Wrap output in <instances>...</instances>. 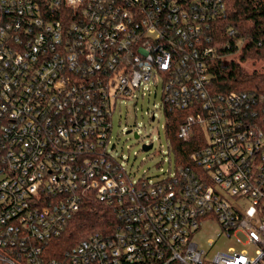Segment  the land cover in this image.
I'll return each instance as SVG.
<instances>
[{"label":"built area","instance_id":"built-area-1","mask_svg":"<svg viewBox=\"0 0 264 264\" xmlns=\"http://www.w3.org/2000/svg\"><path fill=\"white\" fill-rule=\"evenodd\" d=\"M225 14V0H0V264H264V87L211 92ZM158 83L163 111L192 109L177 135L200 126L204 142L134 178L112 115ZM90 201L113 215L59 249Z\"/></svg>","mask_w":264,"mask_h":264},{"label":"trees","instance_id":"trees-1","mask_svg":"<svg viewBox=\"0 0 264 264\" xmlns=\"http://www.w3.org/2000/svg\"><path fill=\"white\" fill-rule=\"evenodd\" d=\"M225 1V17L215 19L213 24L217 30L216 41L218 39L221 42H229V47L220 48L217 56L209 61L212 63L209 67L212 73L210 90L214 94L229 90H260L264 87V65L249 69L243 66V63L255 65L256 62L264 60V0ZM229 29L235 34L228 35ZM225 53H238V60L234 57L224 59L222 56ZM163 112L170 153L178 165H187L189 154L199 149L204 142L203 130L196 126L190 138L183 140L177 135L178 126L192 109L174 108ZM112 215V211L105 204L94 201L85 203L66 224L60 240L56 241L59 249L68 248L88 234L98 231Z\"/></svg>","mask_w":264,"mask_h":264},{"label":"rangeland","instance_id":"rangeland-1","mask_svg":"<svg viewBox=\"0 0 264 264\" xmlns=\"http://www.w3.org/2000/svg\"><path fill=\"white\" fill-rule=\"evenodd\" d=\"M238 52V51H236ZM235 52V53H236ZM238 60L237 54H229L226 60L231 58ZM264 60L256 62L255 65L243 63L249 69L261 67ZM150 90L143 95L131 99H121L112 115L111 141L115 142L112 154L122 161L132 173L134 178L148 177L156 180L163 177L168 167H173L174 157L167 153V138L165 134V114L160 106L161 87L150 84ZM154 111L155 117L150 119V112ZM136 129L139 137H134L132 132H126V128ZM152 140V147L144 150L141 145ZM220 230L215 221L202 224L195 240L204 250L209 249V240L216 239V233ZM221 237V236H220ZM230 241L217 238L212 250L226 247ZM237 247V245H236Z\"/></svg>","mask_w":264,"mask_h":264},{"label":"water","instance_id":"water-1","mask_svg":"<svg viewBox=\"0 0 264 264\" xmlns=\"http://www.w3.org/2000/svg\"><path fill=\"white\" fill-rule=\"evenodd\" d=\"M126 132H130V130L128 129V130H126ZM133 135H134V137H137V134H136L135 132L133 133ZM151 146H152L151 143H148V144L143 143V144L141 145V147H142L144 150H148V149H150Z\"/></svg>","mask_w":264,"mask_h":264}]
</instances>
